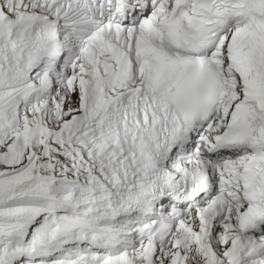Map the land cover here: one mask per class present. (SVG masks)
Wrapping results in <instances>:
<instances>
[{"label":"snow or ice","instance_id":"obj_1","mask_svg":"<svg viewBox=\"0 0 264 264\" xmlns=\"http://www.w3.org/2000/svg\"><path fill=\"white\" fill-rule=\"evenodd\" d=\"M0 264H264V0H0Z\"/></svg>","mask_w":264,"mask_h":264}]
</instances>
